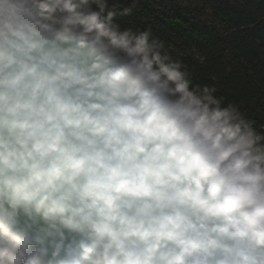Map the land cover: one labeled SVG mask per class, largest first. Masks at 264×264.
<instances>
[{"label":"clouds","instance_id":"9594fccd","mask_svg":"<svg viewBox=\"0 0 264 264\" xmlns=\"http://www.w3.org/2000/svg\"><path fill=\"white\" fill-rule=\"evenodd\" d=\"M133 10L0 0V264H264V125Z\"/></svg>","mask_w":264,"mask_h":264},{"label":"trees","instance_id":"16d2710c","mask_svg":"<svg viewBox=\"0 0 264 264\" xmlns=\"http://www.w3.org/2000/svg\"><path fill=\"white\" fill-rule=\"evenodd\" d=\"M131 18L150 24L178 51L195 46L205 64L191 56L197 83L215 84L218 94L238 102L264 125V0H122ZM215 77L213 80L212 77Z\"/></svg>","mask_w":264,"mask_h":264}]
</instances>
